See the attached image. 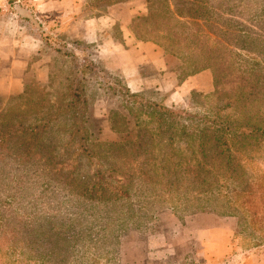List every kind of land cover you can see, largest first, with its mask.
Segmentation results:
<instances>
[{
    "label": "rangeland",
    "instance_id": "1",
    "mask_svg": "<svg viewBox=\"0 0 264 264\" xmlns=\"http://www.w3.org/2000/svg\"><path fill=\"white\" fill-rule=\"evenodd\" d=\"M82 1L57 18H28L21 7L11 8L21 18H10L5 41L10 38L11 55L26 60V69H16L0 85V132H8L0 137V227H34L51 235L39 236L36 248L31 239V246L17 243L7 255L0 250V264L200 260L204 246L191 237L202 222L197 217L211 213L230 223L226 213L242 210L243 197L236 194L243 193L247 182L264 186V136L243 148L232 144L229 166L225 160L198 157L181 136L167 143L168 135L160 133L149 113L152 108L138 107L155 103L178 111L179 129L185 123L181 112L201 119V126L214 118L210 108L217 96L220 104L222 98L250 89L255 77L262 80L264 50L261 57L236 46L245 28L264 37L255 18L261 0L202 2L209 10L220 4L208 14L212 23L207 26L227 48L208 43L216 48V67L222 69L216 88L213 70L207 68L209 91L187 89L205 80L202 70L178 83L184 60L134 38L131 19L147 13L146 0L129 7L134 11L131 18L116 22L106 16L114 3L127 0ZM34 9L45 14L42 8ZM190 14L188 20L198 22V11ZM204 24L198 23L199 31L210 32ZM99 25L95 37H83L84 30L93 33ZM196 29L191 25V32ZM251 56L263 69L248 59ZM16 82L19 92L14 90ZM249 99L241 115L253 122L257 112L264 114V103L253 93ZM45 121L47 127L34 136ZM195 123H188L187 129L194 130ZM116 188L126 194L116 193ZM240 229L243 239L234 244L264 254V217ZM170 253L173 256L164 257Z\"/></svg>",
    "mask_w": 264,
    "mask_h": 264
},
{
    "label": "trees",
    "instance_id": "2",
    "mask_svg": "<svg viewBox=\"0 0 264 264\" xmlns=\"http://www.w3.org/2000/svg\"><path fill=\"white\" fill-rule=\"evenodd\" d=\"M203 1L209 3L212 0H146L147 13L133 17L131 19L130 29L136 40L153 42L158 47L162 48L164 55L167 57L181 58L184 60L186 66L185 68L181 66L184 75L178 83L183 82L186 77L196 72L211 68L214 74V86L217 88V80H219V74H221L222 69H217L219 66L216 67L218 61L217 58H215L217 55L215 51L216 48L214 46H208V43L218 44L220 46L224 45L222 41L217 39L215 34L209 30L207 24L212 23L208 14H210V11L212 12L213 8H218L220 4L214 3L211 5V10H209L205 4H202ZM171 4L173 8H171ZM156 6L160 8V12H155ZM257 7L259 11L255 14V18H257L256 23H258V28L264 32V0H261ZM193 9L198 11V22L188 20V18L191 17L190 11ZM200 21L205 23V27H207L210 32H203L202 29V31H199L198 23ZM195 24L197 25V31L191 32V25ZM210 26L213 27V25ZM245 29L246 30L240 34V42H236V46L247 52H256L258 53L257 55L263 57V54H260L264 50L263 35L250 28ZM257 42L262 46H258L256 44ZM224 49L227 51L225 46ZM233 55L235 57L244 58L242 56L243 54L239 52H233ZM248 59L252 60L257 66L261 64L256 56L248 57ZM244 62H247V59L244 60ZM261 68L263 69L262 66ZM239 69H241V67H239ZM241 78L245 79L243 77ZM262 78V80L258 77H255V79L253 78L254 83H245L248 84L251 90L244 88L233 98H231L230 95L225 99L222 98L220 104H218V100L221 97L217 96L215 99L216 102L212 105L213 107L210 108L214 116L210 124L203 122L200 126L199 124L202 122L201 119H197L195 116H191L186 112H181L182 114L179 115V117L183 119L185 123H181V128L179 129L177 126L175 127L177 122L175 113L177 114L178 111L176 112L172 108L152 103L140 105L138 109L142 111L143 106L152 108L149 113L154 114L161 130L160 133H166L168 135L169 139L167 143L172 144L177 135L181 136L183 141L187 143L188 148L192 146V152H195L196 155L198 154V157L204 160H209V158H217L221 161L225 160L230 166L232 144H238L237 149L243 148L244 145L253 144L255 139L264 136V120L261 119L264 118V114L261 112L256 113L257 109L253 110V112L256 113L253 122L246 114H243L245 116L241 115L244 111L242 110L243 105L245 101H251L249 96L252 93L254 98L257 97V99L264 103V76ZM259 82L262 83L259 84ZM261 85L262 87L259 88L258 91L256 90L253 92L255 87H260ZM216 92L212 95L215 96V94H218ZM241 103L242 106L240 108L239 105ZM195 119L198 120L196 123ZM35 120L38 121L39 118ZM187 120L189 122H186ZM188 123H190V125L195 123L196 127L193 128L194 130L189 131L187 129ZM47 124L48 122L45 121L42 127H37V131L33 133L34 136H40L42 131L47 127ZM7 134V130L1 131L0 137L4 138ZM152 135L150 136L153 137ZM208 147H210V150ZM115 192L126 194L125 191L122 192L118 188H116ZM242 192L241 194H236L237 197H243V201L240 203V208H242V210L240 212L230 211L226 213L227 216H235L238 218L239 227H244L247 223L255 224L256 221L259 222L264 217V186L261 184L254 185L252 182L248 181L247 186ZM44 235L50 237L49 235H51V233L45 234L44 231H37L34 227L26 228L20 226V228L9 231L0 227V250H2L3 256L7 255L15 249L17 243L26 242L28 246H31L29 242L31 239L36 241L33 242L35 243L33 247L36 248L38 237H44ZM2 264H7V261H3Z\"/></svg>",
    "mask_w": 264,
    "mask_h": 264
},
{
    "label": "crops",
    "instance_id": "3",
    "mask_svg": "<svg viewBox=\"0 0 264 264\" xmlns=\"http://www.w3.org/2000/svg\"><path fill=\"white\" fill-rule=\"evenodd\" d=\"M81 2L83 1L29 0L28 2L22 1L20 4H15L9 0H0V85L2 83L1 80L4 77H12L13 74L11 73L16 69L20 70V72H22L23 69H26V60L17 56H14L13 58L11 55L10 38L8 37L7 41H5V28L9 27L10 18H21L16 14H12V5L18 8L21 7V10L24 13H27L26 16H28V18H57L63 14V10L65 12L68 8L79 6L81 5ZM139 3H141V0H127L125 2L114 3V9L108 13L106 18H110L115 22L118 21V18H131L134 11L130 8ZM37 7L44 9L45 14L43 16L42 14H37V10L34 9ZM121 10L124 12L123 14H121ZM100 28V25L96 26L93 33L87 29L84 30L83 37L86 39L95 37L96 33L101 30ZM4 62L7 63L4 64ZM201 72L203 73L205 80L194 83L191 86H188L187 89L190 91L197 90L198 88L202 90L206 89V91L210 90L211 84H209V71L205 69ZM19 85L20 83L16 82L14 88L16 92H19L20 90ZM197 218L202 222L198 223L193 236H190L199 240L204 246L202 252L203 257L200 260L188 263L182 261L181 264H221L222 262H227V264H264V254H260L259 252L255 253L257 249L254 247L246 249L234 244L235 239H243V236L240 234L242 231L238 225L239 220L237 217L230 216V223L226 222V218H221L211 213H201ZM222 219H225V221L222 222ZM171 255L173 256V254L170 253L168 256L166 255L164 257L169 258Z\"/></svg>",
    "mask_w": 264,
    "mask_h": 264
},
{
    "label": "built area",
    "instance_id": "4",
    "mask_svg": "<svg viewBox=\"0 0 264 264\" xmlns=\"http://www.w3.org/2000/svg\"><path fill=\"white\" fill-rule=\"evenodd\" d=\"M22 1H24V0H13V3L20 4Z\"/></svg>",
    "mask_w": 264,
    "mask_h": 264
}]
</instances>
